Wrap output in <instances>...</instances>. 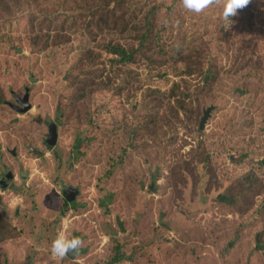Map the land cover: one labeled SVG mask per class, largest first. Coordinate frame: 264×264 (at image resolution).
I'll return each instance as SVG.
<instances>
[{
    "label": "rangeland",
    "instance_id": "rangeland-1",
    "mask_svg": "<svg viewBox=\"0 0 264 264\" xmlns=\"http://www.w3.org/2000/svg\"><path fill=\"white\" fill-rule=\"evenodd\" d=\"M156 2L173 3L161 13L166 50L197 36V14L181 0ZM32 12L0 11V211L18 232L0 245V264H109L117 246L127 259L119 264H264V197L248 212L219 199L248 174L264 184V0L210 26L219 81L204 88L201 76H183L178 118L169 92L184 66H117L82 33L41 51L28 40ZM239 38L241 54L263 59L249 76L232 68ZM88 50L95 67L80 64ZM94 68L103 84L80 98L77 77L94 78ZM65 224L84 244L59 261L50 246Z\"/></svg>",
    "mask_w": 264,
    "mask_h": 264
},
{
    "label": "trees",
    "instance_id": "trees-1",
    "mask_svg": "<svg viewBox=\"0 0 264 264\" xmlns=\"http://www.w3.org/2000/svg\"><path fill=\"white\" fill-rule=\"evenodd\" d=\"M23 8L29 10L35 8L39 12V14L31 13L29 29L32 35L28 40L32 45L38 46L41 51L67 44L75 33H82L95 42L101 50L112 56V62L117 66L135 64L139 60L152 67L154 64L158 65L156 67L170 65L172 69H178L179 65L184 66L182 72H174L177 77H181L182 81L174 82L169 92L170 96L175 98V107L171 109L176 118H178L177 108L187 111L184 101L189 93L188 87L186 85L183 87V84H186L183 76H201L204 88L212 87L220 77L210 40L204 39L209 36L210 26L224 27L226 25V21H223L215 10L193 15L191 19L195 26L198 25L195 28L197 36L189 37L187 41L181 40V42L177 39L174 49L166 50L165 35L168 30V20L161 21V13L165 10L167 12L164 13L168 15L173 11V3H157L156 0H0V11H6L7 14L13 9L20 11ZM235 19L238 20L236 15L230 17V20ZM198 20H201L202 26H206L205 32L199 29ZM220 30L226 31L224 28ZM104 34L106 37H102ZM224 36L225 32L223 38L219 40L224 41ZM122 40L125 41V45L121 43ZM239 40L238 44H234L239 54L233 55L232 68L238 71L246 70L245 73L249 76L251 72H256L263 67V59L249 52H247L249 54H241L240 48L244 49L243 45L247 43L245 38H239ZM136 42L137 48L134 45ZM81 58L80 64L88 60L91 61V67H95L96 57L93 50L86 51ZM92 75L96 76L84 81H79L77 77L78 83L84 85L80 98L87 95V90L94 91L103 84L96 68ZM198 148L202 150L205 146L200 142ZM199 153L197 160L207 165L208 155ZM245 181V186L240 180L228 186L226 195H219L221 203L230 207H239L242 202L244 212L254 209L258 203V197H264V184L254 174H248ZM2 203L0 196V209ZM17 235L15 227L3 218L0 211V245ZM233 246L234 242H231L229 247ZM113 251L109 264L127 261L120 247H115ZM1 258L0 251V260Z\"/></svg>",
    "mask_w": 264,
    "mask_h": 264
},
{
    "label": "clouds",
    "instance_id": "clouds-1",
    "mask_svg": "<svg viewBox=\"0 0 264 264\" xmlns=\"http://www.w3.org/2000/svg\"><path fill=\"white\" fill-rule=\"evenodd\" d=\"M181 2L185 9L196 14L215 5L221 9V18L230 21V17L235 16L238 10L246 7L250 0H181ZM66 229L67 224L57 231L50 246L51 256L59 261L65 260L69 252H72L74 257L77 256L84 244L80 237L70 236Z\"/></svg>",
    "mask_w": 264,
    "mask_h": 264
},
{
    "label": "water",
    "instance_id": "water-1",
    "mask_svg": "<svg viewBox=\"0 0 264 264\" xmlns=\"http://www.w3.org/2000/svg\"><path fill=\"white\" fill-rule=\"evenodd\" d=\"M210 112H211V108H209L206 112H205V115H204V117L202 118V120H201V129H203L204 128V125L206 124V121H207V119H208V117H209V114H210ZM69 189V188H68ZM67 191V190H66ZM65 193V192H64ZM68 196V195H67ZM69 197V196H68ZM68 258H73L74 257V254L72 253V252H69L68 253V256H67Z\"/></svg>",
    "mask_w": 264,
    "mask_h": 264
}]
</instances>
